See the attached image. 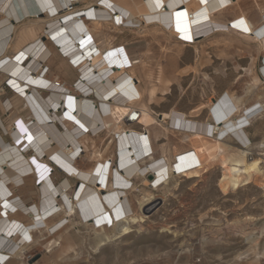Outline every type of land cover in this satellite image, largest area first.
I'll return each mask as SVG.
<instances>
[{
  "label": "rangeland",
  "instance_id": "rangeland-1",
  "mask_svg": "<svg viewBox=\"0 0 264 264\" xmlns=\"http://www.w3.org/2000/svg\"><path fill=\"white\" fill-rule=\"evenodd\" d=\"M242 22L243 20L237 21L233 27L241 31L238 36L244 39L246 35L243 33L248 34V31L240 25ZM37 27L27 24L23 28L25 33H35ZM232 42L241 46L236 38H233ZM210 43L219 45L220 41ZM226 44L223 52H213L211 59L206 57V60L202 57L197 59L195 55L192 58V53L187 47H184L182 57L181 52L177 53L180 48L171 53L170 49L166 48V52L174 58H159L155 44H149L144 65L151 73L152 79L156 77L158 67H170L172 63H176V69L172 73L177 70L175 74H167L169 78L174 79V85L166 95L158 96L159 99L152 106L154 112L159 114L174 109L185 114L202 99L209 105V99L220 97L221 91L230 87L237 77L233 66L239 63L247 66L249 63V59L238 60L235 57L230 41L227 40ZM259 47L261 50L262 45L259 44ZM203 51L205 53V50ZM193 63L194 65H191ZM194 66H198V72ZM5 81L6 76H0L1 101L8 96L7 90H3ZM260 90L258 78L255 76L246 91V97L252 98L254 93L260 92L258 95L264 99V93ZM17 96L13 97L16 102L9 101L10 111L4 110V102L0 101L5 111L0 119L8 134L14 127V121L30 119L27 108ZM20 103L22 106L18 107ZM205 114L208 116V111H204L199 119L203 121ZM259 118H253L245 129L250 138L246 158L261 160V174L256 175L249 185L238 190L230 186L226 194L221 191L220 180L223 173L229 172L230 169L229 165L223 168V162L230 159L232 154L237 155L236 160L246 162V159L235 151L241 149L236 141L227 137L224 140L228 149L227 158H218L217 161L207 164L206 172L201 171L198 178L172 177L168 185H162L155 192L140 188L139 190L146 189L151 193L153 198L149 205L158 201L161 205L154 211L145 212L144 222L129 224L128 234L122 235L114 229L112 223V226L110 224L100 230L94 222L83 220L78 206L73 202L71 213L61 211L57 215L48 216L51 213L49 212L43 216L48 224L63 217L65 228L61 232L57 234L53 229L33 232L31 239L34 243L19 257L5 264H264V155L257 149L259 141H264V112ZM162 129L158 126L149 128L153 134L154 131L163 132ZM171 133L169 131L166 142L171 150L176 148L175 151L181 153L190 149L189 145L181 143V140L186 141L184 136L176 132ZM8 134H3L0 130L3 139L8 138ZM159 141L155 142V145L157 153L161 155L159 144L164 142V139ZM98 143L96 142L97 146L100 144ZM105 145L106 142L102 147ZM111 149L112 147H109L107 152ZM173 154L169 151L167 157L173 160ZM47 155L49 156V153ZM82 165L83 162L77 164V167L81 168ZM31 177L25 178L13 188L9 186L12 196L20 197L27 205L37 204L41 197L38 194L41 183L38 184L35 176L34 179H29ZM141 182L146 186L144 181ZM73 191L74 189L70 191V196ZM128 199L133 212L140 216V204L147 203L146 198ZM55 208H58V205L53 209ZM9 219L25 225L31 222L28 217L17 214Z\"/></svg>",
  "mask_w": 264,
  "mask_h": 264
},
{
  "label": "bare ground",
  "instance_id": "bare-ground-1",
  "mask_svg": "<svg viewBox=\"0 0 264 264\" xmlns=\"http://www.w3.org/2000/svg\"><path fill=\"white\" fill-rule=\"evenodd\" d=\"M189 2H192V4L197 3L199 8L203 5V11L199 13H202V16H207L205 15L208 12L207 8L211 5L216 9V11H221L219 9L220 7L226 9L225 6L231 4V1L226 0H146L147 12L141 13L138 18H131L130 23L133 25L141 23L147 29L149 27H152L153 29L157 28L154 23L162 24L166 28H169L170 32L174 36L180 35L182 39L191 42L194 38L207 35L209 38L206 40H213L217 35L226 32L222 31L223 27L221 25L219 26V23L217 22L208 19L203 21H193L192 19H194L195 14L190 10L191 5H188ZM80 3H82L84 8H78ZM91 3L92 0H0V61L4 59V61L0 63V70L3 72L0 76L4 75L6 76V80H10L9 84L17 91V97L24 103L30 116L28 121H24V119H22L23 121L16 120L20 124L18 132H14L16 130L14 125L9 134L5 132L7 130L0 119V130L3 134H8L11 140V142L7 143L4 141L2 135H0V264H5L9 260L19 257L24 250L29 248V246L34 243L31 239L33 232H40L42 230L48 231L49 229H53L52 231L56 230L57 234L61 232V230L65 228V221H63V217L51 224H48L43 216L49 212L51 213H49L48 216L57 215L58 212L61 211H64L66 214L71 213L73 202H75L74 204L78 206L83 220L90 221L91 223L94 222V225L99 227L100 230H104L112 223L114 229L120 231L122 235H126L130 232L129 224L144 222V219L146 218L144 216L145 212L147 213L155 204L153 203L149 205L150 200H152L153 197L150 192L144 191L143 197L146 198L145 202L147 203L140 204L141 215L137 216L132 210L131 203L127 198V193L122 191H113L107 188V191L115 194L116 198H105V200H103V198H99V193L103 192V190L100 188L96 190L93 189L95 180H92L91 178L89 179V177L84 175L82 176L79 173L78 176L88 182V184L81 186L77 193H75V190L71 196L69 195L70 192L64 193V191L67 190L68 182L56 187L55 184H53L52 179H45L40 184L41 189L38 194L39 197H41L38 199V203L34 205H27L22 202L20 198L13 197L9 188L10 185L13 188L15 185L20 184L25 178L31 176L36 177L29 161V158L31 157L29 150H33L35 152L34 156L36 158V162L33 160L31 163L37 164L39 159L45 154V150L47 148L46 139L48 138L50 132V127L46 124L49 118L46 116L44 111L45 96L39 94V91L35 88H37L36 86L46 84L42 79V75H40V70L38 71L39 65L44 62L49 54L54 53L51 49L45 48L44 44H41V41L35 40L23 46L22 49L14 55L8 56L7 52L11 50L13 33L15 34L18 29V26L16 25H18V23L42 25V28H44L43 38H51L54 45H57V48H60L61 51L69 50V53L72 54L73 52V54L76 55L82 54L85 58L88 57L91 52L86 48L81 49L84 43L78 38V34L81 33L80 29H83L79 24L81 22L83 23V20L91 21V24L99 28L102 27V25H115L116 22L123 23L126 21V19L119 21L120 16L118 14L115 15L116 17H111V22L109 21V16L112 14L111 10H114L115 12V10H120L121 8V6L113 1L106 0L105 2H102L105 9L96 8L92 10V7L90 6ZM70 5H72L73 9L72 11L67 12ZM107 8H110L111 10ZM203 22L206 23L199 25ZM262 26H264V21ZM85 27L87 28V34L85 33V36H88V31H90V29L86 24ZM260 35L263 38V42H260V44L262 45V49L264 51V28L261 30ZM79 42L81 46H79ZM193 48L196 50V46ZM99 50L104 51L100 48ZM195 54H198V51H195ZM201 54L203 55V52ZM100 59V56L92 58L91 64L96 65ZM29 60V64L25 67V64L22 63L24 61L26 63ZM32 71L36 72L35 75ZM120 77L121 76L116 74L114 79L117 81ZM157 81L166 87L172 86L171 80L165 73V69L163 67L159 71ZM119 82L120 80L118 83ZM109 83L110 80L106 79L102 83L103 86L98 85L97 89L104 86L111 87L108 90L106 89L107 92L110 91L105 95V97L108 98L112 96L111 94H120L119 84L112 86V84ZM96 84L97 82L94 85ZM156 93V89L153 88L148 94V100L151 101L155 99L157 96ZM163 94L166 95L167 92H163ZM227 96L229 101L231 99L233 100V107H231L229 102L226 100ZM53 98L57 100V97L53 96ZM238 102L239 101H237L236 98L226 94L221 95L213 101L210 100V104L207 108L213 123L221 126V134L224 135L228 132L231 133L235 131L233 133L234 136L244 145V147H240L242 149L240 155L243 159H246L245 163L232 158L227 161L230 166L229 172H224L222 179L220 180V188L224 194H226L228 187L231 186L234 190H238L240 187L252 183L254 177L261 174L259 167L261 160H248L246 158L248 155L247 148L250 144L247 142L248 140L244 131L247 127H249L250 121L254 118L253 110L255 108L250 107L249 109H245L242 117L237 116ZM3 104L4 110L10 108L11 106L9 101H5ZM142 108V110L145 109V107ZM100 109L104 111L105 107L101 105ZM149 109L150 108H147L145 111L151 118V121L154 124L158 122H165L168 130L172 133L175 132L171 130V127L178 125L179 120L182 118L183 124H186L187 128H190L192 125L193 127H202L201 123L193 121L190 122L189 119L186 118V115L175 111L171 114H164L163 112L160 113V121H157L156 116H152L149 113ZM200 109L201 107L194 109V112H198ZM81 110L83 111L85 109L81 108ZM110 110L113 122L119 121L125 112V109L119 106H112ZM55 117L56 115L51 118L53 119ZM141 122L145 124L147 123V119L142 118ZM56 134L61 137V134ZM180 134L187 137H202L197 133ZM64 137L70 139L69 134ZM140 145L139 138L131 136L126 138V140H123L121 143L122 150L118 154L115 153L116 156H118L116 157L117 166L121 169V174L123 176L129 175L127 174L125 163L128 161L131 162V160L136 161L142 156V153H137V147ZM211 145L216 150H220V146L218 144L212 143ZM22 147L24 148L23 151H21ZM182 153L177 154L171 163V168H173V170L177 173L175 177L180 176L187 179L198 178L201 167L198 168V162L195 160L196 154L193 157ZM50 155H53L54 159L60 166H66L68 168L75 167L71 166L64 159V155L56 149L51 151L49 153V156ZM178 155L181 156L178 161H175ZM212 160H214V157H212ZM42 161L43 160H40V163H43ZM196 163L197 165H195ZM190 165H195L196 167L194 166L195 168L188 169ZM133 166L135 167V171H137L139 166L137 164L132 165V167ZM96 172L97 171H95V173ZM202 172H205V169L202 170ZM75 173L77 172L74 170L71 174ZM42 178L43 176L40 179ZM170 178L172 177H170L169 174V177L166 178L163 185H168ZM120 196L122 198H119ZM58 201L61 203H58ZM57 205L58 208L53 209L54 206ZM16 214L28 217L31 222L25 225L20 221L9 219L11 216ZM18 241L21 243L30 241V243L28 245H21Z\"/></svg>",
  "mask_w": 264,
  "mask_h": 264
},
{
  "label": "built area",
  "instance_id": "built-area-1",
  "mask_svg": "<svg viewBox=\"0 0 264 264\" xmlns=\"http://www.w3.org/2000/svg\"><path fill=\"white\" fill-rule=\"evenodd\" d=\"M72 9V5H70L67 12L72 11ZM111 17L116 16L112 13L111 16H109L110 22ZM116 25L122 29L135 30L139 29L141 26V24L132 26L128 24L127 21L123 23L120 22L119 24L116 23ZM80 30L81 36L78 38L84 43L81 49L86 48L90 50L91 53L88 57L84 58L82 54L76 55L73 54V52L71 54L69 50L61 51L56 45V48L60 52V56L64 58L74 70L75 80L72 84H67L58 77L49 78L44 62L39 65L38 71L40 70V75H42V79L46 84L36 86L37 88L35 89L39 91V94L45 96L44 111L49 118L46 124L49 125L50 132L46 139L47 148L45 154L40 159L38 158L39 161L37 160V164L31 163L33 160L36 162V158L34 156L35 152L29 150V154H31L29 161L36 174V180L38 184H40L45 179H52L56 187L64 182H68V189L64 191V193L67 191L70 192L72 189L77 193L81 186L88 184V182L78 176V173L68 174L64 168L56 162L53 155H47L56 149L64 155V159L71 166L77 167V164L81 162L100 166L98 170L97 167L95 168L96 170H94L91 177L95 179L93 184V189L95 190L101 188L103 192H107L108 189H111L113 191H122L129 194L131 192L138 193L140 188H147L155 192L164 184L168 174H170V177H175L177 173L171 168V162H168L166 158L161 157L154 159L155 157L151 146L148 141H146L150 130L140 122L143 116V110L138 106L140 97L135 89L138 81L128 73V70L136 63V60L129 59L122 46L100 51V44L93 41L89 35L85 36L86 32L83 29ZM80 42L79 46H81ZM97 56L101 57L100 61L96 65H92L91 59ZM2 61H4V59ZM2 61H0V63ZM25 61L22 64H25L26 67L30 60L26 63ZM32 73L35 75L36 72L32 71ZM0 74H3L2 70H0ZM116 74L121 76L119 78V83V80L116 81V79H114ZM259 74L264 84V57L261 60ZM106 79L110 80L109 84H112V86L119 84L120 94L114 93L108 98L105 97V95L110 92H107V90L111 87L104 86L97 89V86H101ZM9 81L10 80L5 81L3 90H9L13 95H18L17 91L9 84ZM96 82L97 84L94 85ZM53 96L57 97V100H55ZM101 105L105 107L104 111L100 109ZM112 106H119L125 109L123 116L117 122H113L111 119L112 115L110 109ZM10 108L6 109V111H10ZM81 108L85 110L82 111ZM253 112V117L259 118L264 112V105H259ZM55 115L56 117L52 119L51 117ZM14 125L16 128L14 132H18V127H20L19 122L16 121ZM201 125V128H198L199 126L193 127V125L187 128L186 124H183L182 118L179 120L178 125L171 127V130L186 134L197 133L210 141L217 142H222L227 137H231L236 141L239 147H244L234 136L233 133L235 131L222 135L221 126L219 124L203 121ZM55 132L61 134V137ZM67 134H69L70 139L64 137ZM131 136L139 138L141 145L137 147V150L142 153V156L136 161L131 160L130 165L137 164L139 168L128 177L121 174V169L117 166L115 153L118 154L122 150L121 143L123 140ZM85 137L94 140L92 147H87V144L83 142ZM96 141L100 143H98L99 146H97ZM104 142H106V145L102 147ZM108 146L112 147L110 152H107ZM23 149L22 147L21 151H23ZM182 154H188L193 157L195 155L192 148ZM181 155H178L175 161H178ZM40 160H43L45 163H40ZM195 165H197V163ZM194 166L190 165L188 169H193L196 167ZM95 171L97 172L95 173ZM55 172H62L64 178L56 182L54 177ZM42 176L43 178L40 179ZM142 179L147 181V186L142 184ZM106 195L107 194L104 196ZM119 198L122 197L120 196ZM29 243L30 241L21 243V245H28Z\"/></svg>",
  "mask_w": 264,
  "mask_h": 264
},
{
  "label": "crops",
  "instance_id": "crops-1",
  "mask_svg": "<svg viewBox=\"0 0 264 264\" xmlns=\"http://www.w3.org/2000/svg\"><path fill=\"white\" fill-rule=\"evenodd\" d=\"M105 1L106 0H92L93 4L91 3L90 6L92 7V10H93V8L94 9H96V8L97 9H105L104 4L102 3ZM111 1H113L114 3L121 6V8H120V10H115V12H114V10H111L110 8H107V9H110L111 13H114L115 15L118 14L120 16L119 21H123V19L124 20L126 19L128 24H130L132 26H133V24L130 23L131 18H133V19L138 18V16L141 13L147 12L146 0H111ZM226 1H231V4L226 5L225 6L226 9H223L220 7L219 9L221 11H216V9L212 5L209 6L207 8L208 12L205 14L207 16H202V13L199 14L200 12L203 11V8H204L203 5H201V8H199L197 3L196 4H192V2L188 3V5H191L190 10L192 12H194V14H195L194 19H192L193 21H195V20L203 21V20L208 19V20L219 23V26L221 25L223 27V29L221 28L222 31H226L225 33H221V34L217 35L215 37L216 39L215 38L213 39V41H220L219 45H215V44L211 45L210 42H213V41L212 40H206L207 38H209L208 35L203 36V37L201 36L198 38H194L192 41L193 43H192L191 41L182 39L180 35L174 36L170 32L169 28H166L164 25L158 24V23H154V24H156L155 26H157V28H155V29H153L152 27H149L147 29L144 27L143 24L140 23L141 24L140 28L136 29V30L135 29H122V28L118 27L116 24L115 25H112V24L102 25V27L99 28V27H96L95 25L91 24V21H88V20H83V23L80 21L81 23L79 25L81 26V28H83V30L85 32H87V30H86L87 28L85 27V24L88 26V28L90 29V31H88L90 38L93 39V41L98 42L100 44L99 48L101 50H107V49H110L112 47L116 48V47L122 46L126 56L129 59L137 60L136 64H134V66L132 65V67L128 70V73H129V75H131L133 78H135L138 81V84L135 86L136 92L140 97V101L138 102V106L141 108L145 107V109L150 108L149 113L152 116H156L157 121H160V118H159L160 113L159 114L155 113L152 106L156 103L157 99H159L158 98L159 95L164 96L163 92H167L174 85V79L170 78L171 85H172L171 87L170 86L166 87V86L158 83L157 77H158L159 71L162 67H158L157 75L154 79H152L151 73L148 71V69H146V67L144 65V59L148 57V51H149L148 46H149V44H152V43L155 44L156 55H157V57L159 55V58H167V59H171V58L173 59L174 58L173 56L168 54V51L166 52V48L170 49V51H169L170 53L173 51H176L180 48L177 51V53L179 54L181 52V57H182L184 47H187L188 49H190V51L192 53V55H191L192 58H194V55H195V58H197V59L202 57L204 60H206V57L208 59H211V55L213 54V52H215V53L216 52H218V53L223 52V49H225L227 47V44H226L227 40L230 41L232 46H233L232 48L234 50L233 52L235 53V57L238 60L249 59V63L247 66H244L243 64H240V63L235 64V66H233V69L236 71L235 73H236L237 77H235V79L232 82V84L230 85V87L221 91V93L219 95L232 94L235 98L241 99V100H237L239 102L237 103V114L236 115L242 117L245 109H249L250 107L257 108L259 105L264 104V99L262 98L263 96L258 95L260 92H256L253 94L254 95L253 97H255V98L246 97V91L248 88H250V84L252 83V79L255 76L258 78V81H259V90L261 89L260 90L261 93H264V84L262 83L261 78H260V74H259V68L261 66V60L264 57V54H263L264 51H262V49L260 50L261 47H259L260 42H263V38L260 35V32L264 28V26H262V23L264 21V0H226ZM78 8L79 9L84 8L82 3H80L78 5ZM239 20H243V22L240 25L242 27H245L248 31V34L243 33L246 35V38H244V39H246V41L238 36V34L241 31L233 27V25ZM204 23H206V22L200 23L199 25H202ZM140 24H138V25H140ZM26 25L27 24H23V23L22 24L18 23V25H16V26H18V29L16 30L15 34L13 33V38L11 40V43H12L11 50L9 52H7V55L12 56L16 52L20 51L22 49V47L25 46L26 44L33 42L35 40L36 41L39 40L44 44L45 48L51 49L52 51H54V53L49 54V56L44 60V65L47 68V73H48L47 76L49 78L58 77L60 80L66 82L67 84H72L75 80L74 70L68 64V62L60 56V53L58 52L56 45H54L53 40L51 38H49V39H47L45 37L43 38L42 34H43L44 28H42V25H35V27H37V26L40 27V28L37 27L35 33H33V32L25 33L23 27ZM226 34H228V35H226ZM79 36H81V34H78V37ZM211 37H212V35H211ZM233 38H236L239 41V43H241L240 44L241 46H238L237 44L233 43L232 42ZM194 46H196V50L193 48ZM203 50H205L206 54L204 53ZM195 51H198V54H195ZM202 52H203V55L201 54ZM173 55H175V53ZM181 57H180V59H181ZM191 65H194V63ZM172 66L163 67L165 69L166 74H175L177 72V70H176L175 73H172V71L174 69H176V63H174V64L172 63ZM194 68L198 72V70H197V69H199L198 66H196V67L194 66ZM139 72H140V74H139ZM183 73L184 72H181L180 74H183ZM70 77L72 79H70ZM153 88L156 89L157 96L155 99L150 101V100H148V94ZM6 94L8 96H10V98H8V96H7L4 99H2V101L0 100L1 102L11 101V100L16 102V100H13L14 95L12 94V92L7 90ZM145 97H146V100H144ZM209 100H213V98H211ZM226 100L229 102V105L231 107L234 106L233 100L231 99L229 101L228 96H227ZM244 101H247V102H244ZM205 102L206 101H204V99H202L199 104L194 105L193 109L189 110L188 113H185V114H187L186 118L189 119L190 122L191 121L196 122V123H202L203 121L213 122V120L209 116V114H208V116H207V114H205L203 121L199 119L200 115L204 111H208V109H207L208 104ZM17 106L18 107L22 106V103L18 104ZM200 107H201V109L198 110V112H194V109H197ZM145 109L143 110L142 118L147 119V123L144 124L140 121L141 124H143L144 126H146L148 128H151L154 126H158V127L163 128L162 129L163 132H160V133H157L154 131V134H153V132L150 131L149 136L146 140L150 144L151 149L154 153V157H155L154 159H158V158L162 157V158H166L168 162L172 163V160H170L167 157V153L169 151H171L172 153H174L173 154L174 157L180 153H177L175 151L176 148L174 149V151L171 150L168 143H166L167 139H168V135H169V130H168L167 124L165 122H163V123L158 122V123L154 124L151 121V118L149 117V115H147V112L145 111ZM174 111H175L174 109H170V111L163 112V113L164 114L165 113L171 114V113H174ZM3 112H5V111L3 110L2 106L0 105V117H1V114H3ZM179 113H181V112H179ZM183 114H184V112H183ZM27 118H29V117H27ZM176 133H178V132H176ZM244 133L247 137V140H248L247 142L250 143L249 134L246 133V131H244ZM171 134H173V133H171ZM8 138H4V140L7 143L10 141V138H9V140H8ZM161 139H164V142L159 144V148L161 149V155H160L157 153L158 150L156 148L155 142H158ZM183 139H187V141L181 140V143L189 145L190 148H192L195 151V154H196L195 160L198 162V168L201 167V170L199 173H201L202 170L206 169L207 164L214 162V161H217L218 158L224 157L223 160H225V158H227L228 149H227V144L224 141H222V142L210 141L204 137H199V136H196V137L184 136ZM93 141L94 140H92L90 138L83 139V142L87 144V147H92L94 144ZM96 142H98V141H96ZM212 143L218 144L220 146V150L218 151L214 147H212V145H211ZM109 147L110 146H108V148ZM257 149L262 151L261 155H264V141H259ZM241 150L242 149H240V150L235 149V151H237L239 153L241 152ZM138 152H140V151L137 150V153ZM231 156H232L231 157L232 159L236 160V158H237L236 154H232ZM212 157H214V160H212ZM130 159H128V160H130ZM228 160L229 159H227L226 161L223 162V166H222L223 168L225 166L229 165L227 162ZM125 165H126L125 168L127 169V174H129L128 176H131L132 173L135 172V167L134 166L132 167V165H130V161L126 162ZM61 167L64 168V170L68 174H71L72 171L75 170V172L79 173L82 176L84 175L86 177H89V179H90L92 177V174H93L95 168L97 167V169H99L100 166H98L97 164L85 163L84 165L81 166V168H79V167L68 168L66 166H61ZM205 172H206V170H205ZM54 177H55L56 182H59L60 180H62L64 178V174L62 172H55ZM167 177H169V174L167 175ZM32 178L34 179V177H31L29 179H32ZM91 179L95 180L94 178H91ZM142 181H144L146 186L148 185L146 180L143 179ZM144 191H147V190L141 189V190H139L138 193L131 192V193L127 194V198H142L144 196ZM105 194H107V195L104 196ZM99 196H100L99 198H103V200H105V198H116L115 194L110 193L108 191L107 192H100ZM18 198H20V197H18ZM95 223H97V222H95Z\"/></svg>",
  "mask_w": 264,
  "mask_h": 264
},
{
  "label": "water",
  "instance_id": "water-1",
  "mask_svg": "<svg viewBox=\"0 0 264 264\" xmlns=\"http://www.w3.org/2000/svg\"><path fill=\"white\" fill-rule=\"evenodd\" d=\"M160 205H161V202H160V201L156 202V203L151 207V209H150L148 212L154 211V210L157 209Z\"/></svg>",
  "mask_w": 264,
  "mask_h": 264
},
{
  "label": "trees",
  "instance_id": "trees-1",
  "mask_svg": "<svg viewBox=\"0 0 264 264\" xmlns=\"http://www.w3.org/2000/svg\"><path fill=\"white\" fill-rule=\"evenodd\" d=\"M65 183V182H64Z\"/></svg>",
  "mask_w": 264,
  "mask_h": 264
}]
</instances>
